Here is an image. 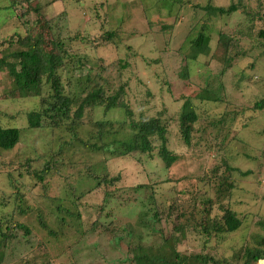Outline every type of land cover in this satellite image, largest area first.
<instances>
[{"label": "rangeland", "instance_id": "obj_1", "mask_svg": "<svg viewBox=\"0 0 264 264\" xmlns=\"http://www.w3.org/2000/svg\"><path fill=\"white\" fill-rule=\"evenodd\" d=\"M144 1L141 2L145 3ZM164 1L168 2V0ZM141 2L140 0H60L46 8L56 28L50 33L53 37L61 39L65 50L74 49L76 58H79L83 64V67L73 70L72 73L67 71V78L64 73L62 82L65 93L72 95L103 87L107 97L113 93L116 86L124 85L126 102L133 109L135 117L141 112L148 116L164 113L168 124L167 146L179 157L170 168H167L157 155L114 159L108 170L111 175H120L119 182L114 185L103 183L99 187L97 185L95 188L90 187L91 190H95L93 196L83 201L90 206L99 207L97 202L104 196V192L107 193L104 216H100L98 220L101 228L107 230L117 228L118 223L122 224L118 228L120 231H124L137 221L140 224L144 220L151 223L152 215L157 213L160 221L154 224L155 228L149 231L142 230L141 239L145 244L160 242L162 232L168 235L174 226L183 223L181 213L186 215L193 213L197 218L199 213L205 217L221 218L223 208L229 207L243 220V226L238 231L224 234V238L213 236L205 244L204 238L197 232L187 230L180 240L178 249L185 253H208L236 263L246 247L259 246L261 236H264V193L261 190H253L258 185L259 175L262 176L261 185H264V156L261 153L264 150V109L253 113L246 111L253 109L255 101L264 95V42L257 40L256 37L257 31L264 26V22L257 15L250 14L259 13L264 17V0H240V3L239 0H196L202 5L208 2L224 7L232 3L237 4L238 10L234 14L215 20L217 22L210 25L211 36L214 37L213 46L218 39V31H222L234 37L243 48L245 47L244 49L248 50L244 59L242 58L236 65V69L226 71L221 76V80L225 88L230 89L227 91V98L230 99L232 107L228 109L246 108L245 111L251 113L248 116L253 117V122L242 131L241 136L240 133L238 134L241 142H234L232 145L231 142H226L224 147H214L210 150L207 149L209 147L207 142L198 144L199 146H186L181 140L176 120L182 95L188 91V88L193 90L194 86L203 87L206 78L217 76L221 65L215 60L208 62L207 58H200L198 71L191 79L194 84H188V87L185 81L176 76L182 65L178 45L193 25L197 24V30L199 29L205 12L187 7L179 8L178 0H172L171 15L162 9L157 18L155 8L159 9L161 6L149 3L144 5L146 12L145 9L142 10ZM28 17L29 20L34 19L36 15L33 12ZM0 20L2 21L3 17ZM158 23H178V27L173 31L177 36L172 49L163 51L162 47L156 46L158 42H154L151 34L156 33ZM20 24L8 23L5 30L0 32V36L10 33L13 28L25 32L26 23L24 26ZM187 24L188 27L190 26L189 29ZM1 25L4 26L3 23ZM182 25L184 28L180 29ZM197 30L191 32L189 39L196 37ZM107 32H113L114 36L108 39ZM48 49L46 46L47 51ZM184 50L183 52L187 51L185 48ZM119 59L126 61L128 66L123 67ZM251 64L253 69L246 70ZM241 71L246 75L247 73L252 75V80H243L237 87L231 86ZM6 78L5 71H0V115H2L0 122L3 126L20 127L21 141L15 149H0V156L9 158L14 154L13 156H17L21 163L24 162L23 159L29 157L32 165L39 168L40 161L35 160V157L52 154L54 135L48 128L38 131L26 128V113L36 105V99L21 97L18 89L8 83ZM45 87L43 93L46 95L49 89ZM214 110L220 112L222 109ZM10 115L12 116L9 117ZM84 117L88 118V115ZM95 117L91 119L97 120L99 116ZM224 117L225 113L222 114L221 120ZM231 117L232 114L228 113L226 122L221 125L224 129H229L232 136L243 125L244 119L239 116ZM108 118L111 121H122L124 115L121 110H117L109 112ZM90 121L92 120L87 119L86 124L90 125ZM229 139L230 136L227 137V141ZM247 154L250 158L251 154L254 157L250 159ZM258 158L259 160L256 161ZM44 160L41 158V162ZM225 162L241 170L252 166L255 169L253 168V174L249 178L239 176L236 171L232 172L235 178H233L234 188L228 196L219 197L216 193L224 188L219 183ZM216 166L219 171L214 169ZM20 168L21 171H25V165H21ZM142 184L141 188L136 187ZM25 189H27L23 195L25 204L33 206L32 212L28 214V219L31 221L29 225L31 223L37 225L39 221L34 210H37V203H43L41 200L44 196L40 195L41 190L30 187ZM4 190L12 191L5 174H0V196ZM48 191L55 194L51 188ZM44 203L47 205L45 208L51 209L49 200ZM221 206L223 208H220ZM108 214L110 216H106ZM38 228L42 231L34 229L31 235L22 237L17 234L18 239L12 241L6 250L3 264H106L105 260L111 257L110 254L116 258L111 248L114 244H120L118 239L125 242L132 241V238L126 235L128 234L126 231L121 232L118 239H113L111 242L105 239L106 235L99 239L94 233L86 234L73 247L58 255L59 251L52 249L57 243H53L55 239L49 234L50 227L45 230L41 226ZM47 240L53 245L51 249ZM40 242L47 243L45 246L49 255L53 252L48 261L46 249H38ZM72 242L61 243L64 247H68ZM117 251L119 254L117 258L129 259L126 247L119 245Z\"/></svg>", "mask_w": 264, "mask_h": 264}, {"label": "trees", "instance_id": "obj_2", "mask_svg": "<svg viewBox=\"0 0 264 264\" xmlns=\"http://www.w3.org/2000/svg\"><path fill=\"white\" fill-rule=\"evenodd\" d=\"M56 1L60 0H0V18L3 17V20H0V32L4 31L10 22L22 23L23 25L20 24L22 26L26 23L27 28L25 32H19L13 28L14 30L4 34V37L0 36V54L2 53L0 71H5L8 83L18 89L21 97L36 99V105L26 113V128L37 131L48 128L49 132L54 135L52 154L35 157V160L40 161V169L32 165L29 157L23 159L24 162L21 163L17 156H13L14 154L9 158L0 156V174H5L12 189L11 192L4 190L0 196V264L4 262L9 245L18 239L17 234L22 237L31 235L34 229L42 231L38 228L39 226L43 230L50 227L49 234L55 239L53 243L57 244L52 247L49 240L47 241L51 245L50 249L52 247L54 251H59L58 255L66 252L71 246L73 247L86 234L94 233L99 239L106 235L105 239L111 242L113 239H118L121 232L126 231L128 234H125L131 237L132 241L125 242L118 239V242L119 245L127 248L129 259L117 258L119 245L114 244L111 249L116 258L110 254L111 257L105 260L106 264H256L259 260V264H264V236H261L259 246L246 247L242 256L235 261L236 263L208 253H185L178 249L180 240L187 230L197 232L204 238L205 244L213 236L224 238V234L238 231L243 226V220L229 207H220L223 208L221 218L205 217L200 213L197 218L193 213L189 215L181 213L180 216L184 222L174 226L168 235L161 231L162 235L158 243L145 244L141 239L143 229L147 231L154 229V224L160 221L157 213L152 215L153 222L144 220L140 224L137 221L124 231L118 230L122 226L121 223H118L117 228L113 227L109 230L101 228L98 220L100 216H104L107 193L104 192V196L97 202L100 208L88 205L83 199L93 196L92 193L95 190H91L90 187L95 188L96 185L99 187L103 183L114 185L119 182L120 175H111L108 170L114 159L157 155L164 165L170 168L179 157L167 146L168 124L164 113L148 116L141 112L138 117H135L133 109L126 102L124 85L116 86L113 93L107 97L103 87L72 95L65 93V86L62 82L64 73L67 78V71L72 73L73 70L83 67V64L79 58H76L74 49L65 50L61 39L53 37L50 33L56 28L46 8ZM144 2H141L142 10L145 9L146 12L144 5L149 3L161 6L159 9L153 7L157 18L162 9L168 11L169 15L173 11L171 9L172 0L168 2L145 0ZM177 4L179 8L187 7L198 12H205L198 30L197 24L191 28L187 24L190 29L178 45L182 65L176 72L177 78L185 81L186 87L188 84L192 85L191 79L197 73L202 57L207 58L208 62L215 60L219 65L221 64L217 76L206 78L203 87L194 86L193 90L188 88V91L182 95L176 117L181 140L188 147L207 142L209 150L214 147H224L226 142H231V145L234 142H241L238 134L240 133L241 136L242 131L253 122V117L248 116L249 114L264 109V95L255 101L253 109H228L232 107L230 99L227 98V91L230 89L225 88L221 76L228 70L236 69V65L242 58L244 59L248 50L244 49L245 47L243 48V45L234 37L222 31H218V39L213 46L214 37L212 38L210 32L212 24L217 22L215 20H221L220 18L226 15L234 14L238 10V5L232 3L224 7L209 2L202 5L196 0H178ZM33 12L36 18L30 21L28 16ZM250 14L257 15L264 22V17L259 13L251 12ZM6 22L8 23L5 24ZM2 23L4 26L1 25ZM178 23H158L156 33L151 34L154 42H158L157 47H162L164 51L175 46L173 42L177 34L173 31L178 27ZM28 24L29 27H27ZM195 29L197 30L196 37L189 39V35L196 31ZM106 35L110 39L114 33L107 32ZM256 37L257 40L264 42V26L257 31ZM46 46L49 48L48 51ZM184 48L186 52H183ZM119 62L125 68L128 66L124 60L119 59ZM63 67L66 69L62 70ZM248 69H253L252 64L246 68ZM252 78V75L248 73L246 75L241 71L231 86L237 87L241 81H250ZM45 86L49 89L46 95L43 93ZM219 108L222 109L220 112L214 110ZM117 110H121L124 119L111 121L108 113ZM223 113L225 117L221 120ZM228 113L232 114L231 118L239 116L244 119L243 125L232 136L230 130L224 129L221 125L226 122ZM87 115L88 118H85L84 116ZM97 115L102 116L97 120L91 119L96 118ZM87 119L92 120L90 125L86 124ZM63 127L65 129L62 131ZM228 136L230 139L227 141ZM20 141V127L3 126L0 122V149H15ZM261 153L264 156V150ZM247 157L250 158L249 155ZM253 157L251 154L250 159ZM41 158L45 160L41 162ZM258 160L259 158L256 161ZM21 165H25V171H21ZM243 165L242 163V168ZM223 168L219 185L224 188L216 193L219 197L228 196L234 188L232 172L236 171L239 176L249 178L255 169L252 166L241 170L228 165L227 162L223 164ZM214 169L219 171L218 166ZM261 179L262 176L259 175L258 185L253 190H261L264 193ZM142 186L143 184L136 187L141 188ZM27 187L41 190L40 195L44 196L41 200L43 203H37V210H34L39 221L37 225L33 223L29 225L31 221L28 219V214L32 212L33 206L25 204L23 195ZM49 188L53 189L55 194L51 193V190L48 191ZM48 200L51 209L45 208L47 205L44 202ZM68 241H73L68 247H64L61 243ZM45 244L47 243L40 242L38 249H46L48 261L53 252L49 255ZM38 249L37 253L40 256Z\"/></svg>", "mask_w": 264, "mask_h": 264}, {"label": "clouds", "instance_id": "obj_3", "mask_svg": "<svg viewBox=\"0 0 264 264\" xmlns=\"http://www.w3.org/2000/svg\"><path fill=\"white\" fill-rule=\"evenodd\" d=\"M261 260H262V259H261ZM259 261H260V260H259ZM259 261H258V262H259ZM258 262H257V263H258ZM257 263H256V264H257Z\"/></svg>", "mask_w": 264, "mask_h": 264}]
</instances>
